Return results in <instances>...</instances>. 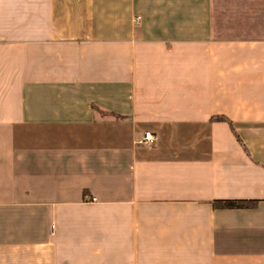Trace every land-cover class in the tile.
Instances as JSON below:
<instances>
[{
	"label": "crops",
	"instance_id": "0c3cea01",
	"mask_svg": "<svg viewBox=\"0 0 264 264\" xmlns=\"http://www.w3.org/2000/svg\"><path fill=\"white\" fill-rule=\"evenodd\" d=\"M0 264H264V0H0Z\"/></svg>",
	"mask_w": 264,
	"mask_h": 264
},
{
	"label": "trees",
	"instance_id": "16d2710c",
	"mask_svg": "<svg viewBox=\"0 0 264 264\" xmlns=\"http://www.w3.org/2000/svg\"><path fill=\"white\" fill-rule=\"evenodd\" d=\"M218 118H221L223 120H226L229 125H231L230 121L223 116H219ZM215 205H219L222 207H243L252 204V200H246V199H216L214 201Z\"/></svg>",
	"mask_w": 264,
	"mask_h": 264
},
{
	"label": "built area",
	"instance_id": "2783aa9c",
	"mask_svg": "<svg viewBox=\"0 0 264 264\" xmlns=\"http://www.w3.org/2000/svg\"><path fill=\"white\" fill-rule=\"evenodd\" d=\"M153 140V134L150 133L149 131H143V135L140 139V141L144 142V143H150ZM86 199L89 201H93L95 198L93 196H86Z\"/></svg>",
	"mask_w": 264,
	"mask_h": 264
}]
</instances>
